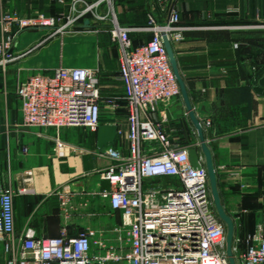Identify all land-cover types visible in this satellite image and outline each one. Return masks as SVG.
Returning a JSON list of instances; mask_svg holds the SVG:
<instances>
[{
    "label": "crops",
    "instance_id": "0c3cea01",
    "mask_svg": "<svg viewBox=\"0 0 264 264\" xmlns=\"http://www.w3.org/2000/svg\"><path fill=\"white\" fill-rule=\"evenodd\" d=\"M112 5L126 26L145 25L149 13L165 23L171 8L178 10L184 39L172 46L196 117L202 127L206 120L212 122L203 131L222 204L237 234L254 233L264 222V87L259 84L264 75V0H113ZM107 11L106 5L99 9L101 15ZM67 12L63 0H0V17H61ZM66 22L64 16L61 23ZM102 25L111 28L109 19L88 17L64 33L24 30L12 50L15 60L0 70V183L15 192L17 234L32 228L38 237L53 238L62 229L69 236L86 228L112 229L109 206L99 195L109 186L97 171L113 162L104 155L106 150L127 153V110L121 100L119 118L126 122L119 127L102 123L117 127L112 143L99 147L98 131L86 127L62 128L58 133L66 146L58 156L57 131L26 127L16 95L18 85L35 75H50L59 68H104V48L94 47L99 38L94 29ZM142 36L131 33L135 45L146 40ZM98 84L101 90L99 79ZM123 95L119 78V99ZM151 118L162 124L173 145L196 148L204 160L181 97L160 106ZM61 195L68 197L66 208ZM116 216L114 227L120 221Z\"/></svg>",
    "mask_w": 264,
    "mask_h": 264
},
{
    "label": "built area",
    "instance_id": "2783aa9c",
    "mask_svg": "<svg viewBox=\"0 0 264 264\" xmlns=\"http://www.w3.org/2000/svg\"><path fill=\"white\" fill-rule=\"evenodd\" d=\"M63 1L68 12L61 17H0V70L15 60L12 50L24 30L49 28L57 34L88 17L110 20L127 110L128 150H106L113 162L97 173L109 186L99 195L120 221L111 235L90 228L76 236L62 229L53 238L38 237L32 228L17 234L15 192L0 183V243L6 264H229L226 225L216 213L204 160L199 156L201 167L194 168L189 148L173 145L162 124L151 118L160 106L181 97L163 42V34L171 44L184 39L178 10L171 8L165 23L149 13L145 25L126 26L117 19L113 0ZM103 5L105 15L99 13ZM64 16L67 22L62 24ZM133 32L150 37L135 45ZM16 95L26 127L57 131L58 156L66 146L59 130L86 127L97 132L103 102L118 108L116 99L102 97L94 70L83 67L32 76L18 85ZM211 125L206 120L203 127ZM60 200L66 208L68 197L61 195ZM232 251L237 264H264V222L252 234L236 233Z\"/></svg>",
    "mask_w": 264,
    "mask_h": 264
},
{
    "label": "water",
    "instance_id": "95a60500",
    "mask_svg": "<svg viewBox=\"0 0 264 264\" xmlns=\"http://www.w3.org/2000/svg\"><path fill=\"white\" fill-rule=\"evenodd\" d=\"M86 23H88V21H86ZM163 42H164V46L166 48V51L169 57L171 68L173 70V73L180 87L181 98L184 101L186 110L188 112L189 119L192 125L194 126L197 132V135H198L199 146L204 156V166L207 170L210 192H211V196H212V200L214 203L216 213L218 217L220 218V220L226 225V254L228 257V261H229V264H237L235 257L233 255V251H232L234 236H235V223H234L233 218L226 212L222 204L221 196H220L219 189H218L217 174H216L214 164H213L212 153L205 139L203 127L193 111L190 98H189V94L187 91V87L180 73L177 59L174 54L173 46L165 34H163ZM259 84L264 87V75L260 79ZM116 134H117L116 126L101 125L98 128L99 147H102L103 145L107 143H112L115 140ZM189 158L194 168L201 167V164L199 163L198 150L196 148L189 149Z\"/></svg>",
    "mask_w": 264,
    "mask_h": 264
},
{
    "label": "rangeland",
    "instance_id": "374dc122",
    "mask_svg": "<svg viewBox=\"0 0 264 264\" xmlns=\"http://www.w3.org/2000/svg\"><path fill=\"white\" fill-rule=\"evenodd\" d=\"M150 8V7H149ZM148 13V12H147ZM98 25V24H97ZM93 31V30H92ZM98 33L99 38H95L94 47H103L105 52V67H98L94 70L96 77L100 80L101 95L105 99H116V105L118 108L114 110L110 104L106 101L103 102V114L102 123H114L119 127V124L123 125L126 122L125 117L119 118V100H121V108H125L124 95L119 99V73H118V46L112 40L110 29L107 25L98 26L94 29ZM125 110V109H124ZM123 119V120H122ZM126 136V134L124 133ZM108 224L109 228L113 229V225L118 222V217L111 211H108ZM113 226V227H112ZM111 229V230H112ZM107 231L111 235L110 231ZM236 235V232H235ZM1 244V243H0ZM7 255L4 254L2 247L0 246V264H6Z\"/></svg>",
    "mask_w": 264,
    "mask_h": 264
},
{
    "label": "trees",
    "instance_id": "16d2710c",
    "mask_svg": "<svg viewBox=\"0 0 264 264\" xmlns=\"http://www.w3.org/2000/svg\"><path fill=\"white\" fill-rule=\"evenodd\" d=\"M143 36L142 37H144V39H146V40H148L149 39V35H146V34H142Z\"/></svg>",
    "mask_w": 264,
    "mask_h": 264
}]
</instances>
